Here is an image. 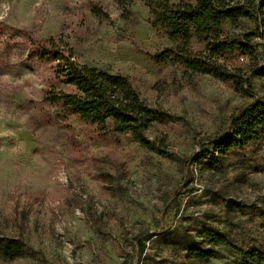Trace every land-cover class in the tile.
Wrapping results in <instances>:
<instances>
[{
    "label": "rangeland",
    "instance_id": "1",
    "mask_svg": "<svg viewBox=\"0 0 264 264\" xmlns=\"http://www.w3.org/2000/svg\"><path fill=\"white\" fill-rule=\"evenodd\" d=\"M129 1L0 0L1 29L53 38L80 62L129 76L146 103L170 115L147 132L166 141L170 157L121 136L88 141L76 118L79 141L71 144L46 113L52 65L14 47L17 64L0 76V231L33 251L0 264H239L226 246L204 241V227L264 252V138L234 148L218 168L201 157L254 101L211 77L157 65L149 53L169 41L151 25L144 1ZM242 22L224 31L253 29ZM256 41L257 61L237 54L229 63L248 73L264 66V38ZM252 82L264 98V78ZM195 246L216 256L189 258Z\"/></svg>",
    "mask_w": 264,
    "mask_h": 264
},
{
    "label": "trees",
    "instance_id": "2",
    "mask_svg": "<svg viewBox=\"0 0 264 264\" xmlns=\"http://www.w3.org/2000/svg\"><path fill=\"white\" fill-rule=\"evenodd\" d=\"M121 7L129 0H115ZM151 25L164 32L169 44L149 53L157 65H170L184 76L203 75L228 84L236 93L253 100L230 117L227 132L215 142L213 150H204L210 168L222 166V159L234 148H245L264 138V98H258L253 78H264V66L245 72L229 63L237 54L255 62L259 56L257 38H264V0H143ZM97 16L103 10L92 5ZM243 18L253 29L232 34L224 31L228 23L243 25ZM241 25V26H242ZM9 32V31H8ZM0 28V76L15 63L13 48L29 52V59L52 65L46 81L44 104L50 120H55L77 145L76 128L70 122L79 120L88 141L104 137H125L148 152L170 157L164 139H150L147 132L166 125L170 115L158 106L144 101L131 78L80 62L72 48L62 47L53 38H44L28 29L10 34ZM230 202V201H229ZM228 202V203H229ZM200 236L213 247L223 245L239 258V264H264V252L247 250L225 234L204 227ZM33 248L23 240L0 231V258L14 262L29 255ZM216 256L213 249L195 246L189 258L207 261Z\"/></svg>",
    "mask_w": 264,
    "mask_h": 264
}]
</instances>
